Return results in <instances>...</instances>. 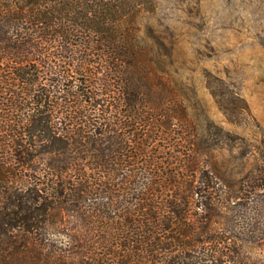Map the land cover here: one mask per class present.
Masks as SVG:
<instances>
[{
    "label": "trees",
    "instance_id": "trees-1",
    "mask_svg": "<svg viewBox=\"0 0 264 264\" xmlns=\"http://www.w3.org/2000/svg\"><path fill=\"white\" fill-rule=\"evenodd\" d=\"M105 1L0 0V264H264V169L215 173Z\"/></svg>",
    "mask_w": 264,
    "mask_h": 264
},
{
    "label": "rangeland",
    "instance_id": "rangeland-1",
    "mask_svg": "<svg viewBox=\"0 0 264 264\" xmlns=\"http://www.w3.org/2000/svg\"><path fill=\"white\" fill-rule=\"evenodd\" d=\"M105 2L118 5L120 29L133 33L145 58L182 93L215 173L264 169V0ZM110 11L104 26L113 21ZM50 50L56 53L57 44Z\"/></svg>",
    "mask_w": 264,
    "mask_h": 264
}]
</instances>
